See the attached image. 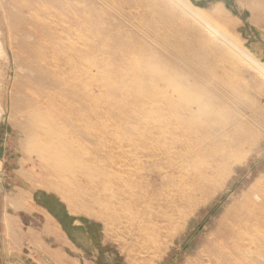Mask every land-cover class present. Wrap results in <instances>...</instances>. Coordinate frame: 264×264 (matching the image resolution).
Here are the masks:
<instances>
[{"label": "rangeland", "instance_id": "1", "mask_svg": "<svg viewBox=\"0 0 264 264\" xmlns=\"http://www.w3.org/2000/svg\"><path fill=\"white\" fill-rule=\"evenodd\" d=\"M178 1L186 4L181 3L178 8L174 5L175 9L195 15L186 26L188 35L202 31L223 46L228 55L230 52L228 60L218 63L222 73H216L227 85V91L224 90L223 96L220 92L217 94L226 107L222 117L230 120L229 130L236 126L246 134L248 143L239 147L246 155L245 160L237 165L234 158L229 160L224 152H214V144H202L201 151L188 167L191 174L165 178V188L152 192L151 203L139 208L141 210L130 211L135 220L119 211L120 202L113 200L111 189L101 190L95 186L96 182L94 187L82 188L84 195L74 194L70 183L67 185L65 178L53 175L39 155L40 151H36L39 141L32 139L35 127L43 130L57 127L61 139L69 146H84L106 162L112 156L106 151L94 152L98 142L87 136L86 124L82 122V129L77 123L76 117H81V112L74 103L72 108L71 102L80 99L89 105L90 100L98 99V107L94 109L101 112L97 114L100 128L105 129L107 125L111 128L107 136L99 138L104 143L129 138L128 134L136 130L135 127L141 129L136 135L139 140V134L149 133L144 123L148 124L150 115V123L158 129L164 114L160 100L173 94L164 90L165 82L156 75L140 71L143 56L140 57L136 49L127 48L123 57L107 64L108 54L112 61L117 48L111 40L104 39L102 29L107 31V28L94 21L93 14L110 13L114 18L118 11L112 1L0 0V214H11L13 200L26 203L31 201L32 195V230L38 234L45 226L47 215L53 217L52 213L56 212L63 211L69 223H96L106 241L97 264H264V229L261 236L242 240L237 236L231 238L225 225L227 210L245 198L261 204L264 210V71L256 67H264V0ZM90 5L95 10L87 13ZM258 7L263 13L258 17L260 23H250L251 14ZM150 8H156V4ZM125 17L136 27L140 24L135 15ZM153 22L164 23L165 18ZM207 22L209 27L217 26L225 32L228 37L225 44L206 32L203 24ZM168 31L153 32L158 38L147 32L152 44L156 41L161 47L157 59L170 61L174 72L180 68L188 74L189 68L178 57L177 48L167 43L169 35L176 37L186 32ZM242 48L252 62L242 59L239 52ZM150 65L155 71L156 64L152 61ZM169 70L166 68V72L170 73ZM79 76L84 78V84L80 83ZM153 82L158 84H151ZM174 82L187 88L181 78ZM91 84L97 86L91 87ZM181 105H184L182 101ZM32 113L41 116V120ZM233 113L234 121L230 119ZM48 115L54 118L49 120ZM69 129L77 137L67 136L64 131ZM235 142L230 143L234 149L238 147ZM222 161L227 168L220 166ZM198 177L213 178L209 186H203L204 190L203 187L193 190ZM73 183L76 189V182ZM215 186L221 189L195 211L187 224H181L179 215L187 210L186 200L203 202L206 195L211 196ZM44 202L48 203V209ZM241 230H245L243 225Z\"/></svg>", "mask_w": 264, "mask_h": 264}, {"label": "bare ground", "instance_id": "2", "mask_svg": "<svg viewBox=\"0 0 264 264\" xmlns=\"http://www.w3.org/2000/svg\"><path fill=\"white\" fill-rule=\"evenodd\" d=\"M109 1H112L115 7L117 6L118 15H113L114 18H112L110 13L96 12L93 14V20L100 22L101 26L107 28V31L102 29L104 39L111 40L113 46L117 48V53L113 55L115 59L112 61L111 56L106 53L108 54L107 64L111 65L113 61L123 57L127 48L138 50L140 57L143 56L146 58L144 59L142 57L140 59L142 63L140 71L144 72L146 75H156L163 80L165 82L163 86H166L164 90L166 92L171 91L172 94L176 96V99L171 95L170 98L164 97L160 100V102H162L164 114H162L158 129L153 127L152 123H150L152 115L149 114L150 116L147 118L148 124L144 123L146 128L149 129V133L142 134V136L139 134V140L136 138V135L137 131L141 129L135 127L136 130H132L131 133L128 134L129 138H119L117 141L110 140L104 143H101L99 138L101 135L103 137L107 136L111 128H109L108 125L105 129L100 128L97 114L101 112L94 109L95 106L98 107V99L90 100L89 105L85 104V101L80 99L71 102L72 108H74V103L76 109L79 107V112H81V114L79 113L81 117H78L76 113L77 123L80 124L82 129V124H86L88 129L87 136L93 141L98 142V146L93 149L94 152L106 151L112 156L106 162H102L101 159L95 157L91 152H88L87 148L84 146H69L67 142L61 139L60 131L57 127L52 126L43 130L37 126L35 127V132L32 133V139L35 137L36 140L39 141V144L36 145V151H40L39 155L44 158L47 164L46 166L53 172V175L65 178L66 184L68 185L70 183V189L74 191V194L77 193L79 196L84 195L82 191L91 188L96 182L97 184L95 186L101 190L111 189L113 191V200L118 203L120 202L119 211L129 219L135 220L131 218L134 214L130 211L139 208L143 209L146 205L151 203L154 197V193L152 192H157L165 188V178L184 177L191 174L188 172V167L195 156L201 151L202 144H214L215 146L212 145L214 152H224L229 160L234 158V162L237 165L244 161L246 155H244V151H239V147L246 143V134L240 131L239 127L236 126L229 130L230 120H224L222 117L224 116L223 113H226V107H224L225 105L222 103L223 99L217 94L220 92L223 96L224 90L227 91V85L223 83L222 78L218 77L216 73H222V70H219L218 63L222 64L224 59L228 60L230 52L228 55L225 49L222 48L223 46H219L218 43L215 42V39L211 38L210 35L207 36L202 31L197 33H195V31V34L192 32L191 36L188 35L189 32H187V27L190 24L188 22L189 18H195V15L190 11L185 10L184 13L177 9L181 3H186L179 2L178 0ZM154 4H156V8H150L154 6ZM174 5L177 7L176 9L181 12H178L174 8ZM260 7H258V10L252 12L250 23H260L259 18L262 13ZM164 8L166 11H164ZM93 10H95V7L90 5L89 8L86 9V12L90 13ZM125 15H135V19L141 25L139 23L138 27L132 25V23L128 22V18H126ZM163 18H165L164 23L153 22L155 19ZM177 22L180 24L177 25ZM208 24V22L203 24L206 32H209V34L213 35L218 41L225 44V41H227L225 32L217 26H213V28L209 27ZM197 26L199 27V25ZM262 28L264 31V24ZM165 29H168L173 34H183L186 32V34H178L176 37L169 35L167 43L169 46L177 48L178 57L189 68L188 71H186L188 74L180 68L176 69V72H178L176 73L174 72L175 69L171 70L170 61L163 58L157 59V55L161 52V47L156 41H154V45L152 44L147 32L156 35L153 34V32H161ZM155 38H158L157 35ZM239 52L244 61L247 63L252 62L243 48L239 49ZM127 55L132 56L131 54ZM152 61L156 64L155 71L150 65ZM256 67H260L263 69L261 71H264V67L258 65H256ZM166 68L170 69V73L166 72ZM228 68L230 67L228 66ZM177 78H181L187 83L186 89L178 86L174 82ZM83 79V77L79 76V81L82 84H84ZM151 84L157 85L158 82H153ZM94 86L97 85L91 84V87ZM91 87L88 85L90 91ZM92 95L97 96L94 93ZM32 98L34 99L35 97L33 96ZM181 101L184 105H181ZM32 115L35 116L36 119L41 120V116L34 115L33 113ZM235 117L234 114L230 119L234 121ZM47 118L52 120L54 117L48 115ZM149 124L152 126L149 127ZM154 130H157V137H155L156 133ZM248 131L249 130L246 132ZM38 132L40 137L37 135ZM64 132L67 136H70L71 139L77 137L71 129ZM155 141L157 142L155 143ZM233 141H236L235 144L238 146L236 149L230 146V143ZM235 144L234 146H236ZM252 144H254V142ZM226 146H228L229 149H226ZM38 147L39 149H37ZM224 161L220 163L221 167H226L225 162H227V160ZM226 170L229 171L230 168L228 167ZM229 174L228 172L226 176ZM211 179L207 177H198L197 185H192L193 190H200L203 186H209L210 181H212ZM73 181L76 182V189L74 188ZM174 183L175 182L172 184ZM213 184L216 185V182ZM59 187L60 189L62 188L61 185H58V188ZM212 189L213 193L211 192V196L205 193L206 197L204 196L205 199L203 202H195L189 198V200H186L185 205L187 210L179 215L181 224H187L195 211H197L201 205L209 201L213 197L212 195L214 192H217L221 188L215 186L212 187ZM202 190H204V187ZM56 193L58 192L56 191ZM260 205L261 204L255 203L250 198H245L242 202H236L227 210L225 225L226 229L231 232V238L237 236L245 240L251 236H261L264 229V210ZM27 206L29 205L27 204ZM27 212H29L28 209ZM124 220L126 221V219ZM242 225L245 230H241Z\"/></svg>", "mask_w": 264, "mask_h": 264}, {"label": "crops", "instance_id": "3", "mask_svg": "<svg viewBox=\"0 0 264 264\" xmlns=\"http://www.w3.org/2000/svg\"><path fill=\"white\" fill-rule=\"evenodd\" d=\"M29 201L15 199L12 213L0 214V264H97L106 241L96 223H69L63 211L56 212L47 215L38 234L32 230V195Z\"/></svg>", "mask_w": 264, "mask_h": 264}]
</instances>
